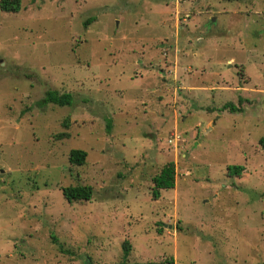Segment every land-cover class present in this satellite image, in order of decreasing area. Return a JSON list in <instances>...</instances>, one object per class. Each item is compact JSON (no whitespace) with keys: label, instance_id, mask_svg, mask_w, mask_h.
Masks as SVG:
<instances>
[{"label":"rangeland","instance_id":"rangeland-1","mask_svg":"<svg viewBox=\"0 0 264 264\" xmlns=\"http://www.w3.org/2000/svg\"><path fill=\"white\" fill-rule=\"evenodd\" d=\"M151 262L264 264V0L0 10V264Z\"/></svg>","mask_w":264,"mask_h":264},{"label":"trees","instance_id":"trees-1","mask_svg":"<svg viewBox=\"0 0 264 264\" xmlns=\"http://www.w3.org/2000/svg\"><path fill=\"white\" fill-rule=\"evenodd\" d=\"M237 1V0H226ZM21 8V0H0V10L7 13H18ZM92 21V20H89ZM73 103V97L70 94H60L57 91H48L45 94L44 99L38 103V106H45L47 104H53L57 106H71ZM223 110H229L231 113L240 111L233 104H226ZM66 126V125H65ZM108 127V125H107ZM66 133L60 134L58 137L66 138ZM87 153L82 150H71L68 156L69 163L73 166H82L85 163ZM243 167L229 168L228 174L234 176H240ZM154 187L152 189V198L154 200L159 199L161 190H168L174 188L175 184V163L171 162L166 164L159 174L153 178ZM62 196L68 203L90 201L93 196V189L90 186H69L62 188ZM125 254L128 255V247L124 246ZM156 264V263H149Z\"/></svg>","mask_w":264,"mask_h":264}]
</instances>
